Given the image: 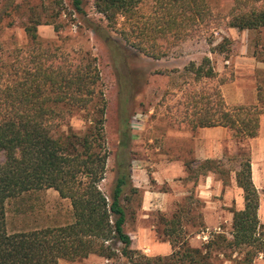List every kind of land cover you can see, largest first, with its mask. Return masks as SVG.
Returning a JSON list of instances; mask_svg holds the SVG:
<instances>
[{"label": "trees", "instance_id": "obj_1", "mask_svg": "<svg viewBox=\"0 0 264 264\" xmlns=\"http://www.w3.org/2000/svg\"><path fill=\"white\" fill-rule=\"evenodd\" d=\"M4 1L0 0V6ZM229 1L228 28L264 33V0ZM73 2L77 13L86 16L82 0ZM94 6L108 27L120 30L127 47L154 60L167 56L161 41L179 46L193 32L211 30L215 21L208 0H94ZM2 22L0 17V32ZM40 25V20L29 18L26 56L20 57L23 51H19L17 61L0 66V153L5 155L0 163V264L75 263L91 256L114 264L122 260L127 264H209L214 250L225 249L246 251L245 260L252 264L264 255L260 195L253 182L248 151L239 156L240 171L235 173L236 184L243 190L244 207L233 210L231 239L215 234L206 246L193 248L186 239L179 241L183 238L182 218L176 214L165 228L173 248L170 257L151 258L133 248L127 224L130 206L141 191L134 186L131 173L129 143L133 137L129 120L124 117L117 177L107 195L101 184L109 159L105 132L108 103L101 90L97 61L89 53L72 58L51 44L44 46L38 33ZM55 29L59 35L60 27ZM95 32L109 47L114 44L117 51L122 49L112 36L103 35L104 28L99 26ZM207 42L213 48L211 53L227 58L231 54L229 39L215 45L210 37ZM262 50L257 47L255 57L264 62V47ZM184 72L191 76L193 90L187 107L192 110L189 131L224 127L232 139L239 141L259 135L264 79L258 83V105L229 107L221 91L229 78L219 79L212 59L190 63ZM214 83L211 92L207 91ZM137 84H141L140 78L134 80L133 85ZM121 94L127 97L124 91ZM74 118L83 122L82 130L70 125ZM220 164L201 162L196 172L224 174ZM193 167L188 163L187 172L195 171ZM228 178L229 174L223 179L225 185ZM48 190L69 201L68 219L42 228L10 231L8 203Z\"/></svg>", "mask_w": 264, "mask_h": 264}, {"label": "rangeland", "instance_id": "obj_2", "mask_svg": "<svg viewBox=\"0 0 264 264\" xmlns=\"http://www.w3.org/2000/svg\"><path fill=\"white\" fill-rule=\"evenodd\" d=\"M208 3L215 20L211 30L193 32L192 36L179 46H169L168 42L161 41V45L168 52L161 60L151 59L127 47L119 33L120 30L108 27L105 18L96 12L94 0H82L81 7L86 16L77 13L73 0H5L0 6V17L3 18L0 32V66L13 64L19 51H23L20 57L26 56L29 45L25 27L31 17L41 22L38 33L44 46L51 44L71 54L72 58L76 57V54L89 53L96 59L102 78L101 90L108 103L105 132L109 159L106 178L101 184L107 195L111 193L117 177L116 167L124 117L129 120L133 137L129 143L132 174L138 167H145L149 171L159 170L161 173L167 171L161 162L164 152L168 154L167 160L172 162L171 168L176 180L163 184H158L152 177L149 180L150 189L161 193L163 197L161 206L153 210L149 218H143L146 190L140 189L139 196L134 199L129 210L127 230L132 233L134 246L151 258H168L172 255L173 248L172 253L168 250L157 252L155 248L170 244L165 235L166 222L176 214L182 218L183 238L179 241L186 239L191 247L202 248L215 234L232 238V212L239 209L236 204H225L223 196H216L213 199L216 206L213 208L224 216L212 221L206 220L211 208L199 197L198 191L199 182L205 178L196 172L201 162L195 159L193 140L187 136L191 132L187 128V122L192 111L187 107L191 101L189 93L193 90L191 76H186L184 69L190 63L200 64L205 57H209L219 74V79L229 78V69L220 72L218 54L211 53L213 48L207 39L213 37L215 45L221 43L223 38L229 39L230 55L239 53L241 44L238 34L232 35L227 27L226 19L232 3L229 0H208ZM144 12L147 13L148 9L144 8ZM99 26L105 30L103 35L112 36L121 46L120 51H117L114 44L110 45L112 48L109 47L96 34L95 29ZM56 27H60L59 35ZM118 28L121 29V25ZM257 34L252 36L255 42L258 40ZM136 78L141 79V84L134 86ZM214 86L216 83L206 90L211 92ZM123 91L127 97L121 94ZM124 98H127V102ZM70 125L76 131L84 127L79 118L72 119ZM245 151L241 150L240 153ZM237 154L227 155L225 160L220 161L224 174L215 173L217 182L223 183V179L229 174L225 186L231 187L235 184V173L240 169ZM4 161L5 155L0 153V163ZM188 163L194 164L195 171H186V176H180L183 167L181 164L187 170ZM7 209L10 231L30 230L65 222L68 219L70 203L61 200L56 191L48 190L26 195L19 201H11ZM262 227L264 232V226ZM245 259L246 251L214 250L209 264H249ZM83 261L68 264H83ZM119 264L127 262L122 260ZM252 264H264V255L257 257Z\"/></svg>", "mask_w": 264, "mask_h": 264}, {"label": "crops", "instance_id": "obj_3", "mask_svg": "<svg viewBox=\"0 0 264 264\" xmlns=\"http://www.w3.org/2000/svg\"><path fill=\"white\" fill-rule=\"evenodd\" d=\"M230 31L232 35L238 34L241 44L239 53L236 55H230L228 58L225 55H217L220 72H224L227 69L230 70L229 81L221 86L223 97L229 107L258 105V83L259 80H262L264 77V62L255 57V50L257 47L259 51L263 49L264 33L257 34L256 38H258V40L255 42L252 36L256 32H240L231 28ZM187 136L193 140V155L199 162L222 161L227 158V155H232V153H238L237 156L239 157L241 155V150L249 152L253 182L260 195L259 220L261 225L264 226V114L260 118L259 135L254 139L243 141L232 139L229 136L227 128L224 127L202 128L198 129L196 132H190ZM163 155L164 159L161 165L165 166L167 171L161 173L159 170L153 169L149 171L145 167H138L132 174L134 186L146 190L144 192L143 218H149L153 210L161 206V200L163 198L161 197V193H157L150 189L149 180L151 177L154 178V181L158 184H163L165 182L171 183L176 180L171 168L172 162L167 160L169 157L168 154L164 152ZM181 165L183 167L181 166L182 170L180 176L184 177L187 174V170H185L183 164ZM238 171H240V169H238ZM202 177L205 179H201L199 182L198 191L199 197L211 208L206 218L207 221L220 219L224 216L223 213H219L213 208V206H216L213 202L216 196H223L225 204H236L239 206V209L244 207L243 190L237 186L236 181H233L235 184L230 187L225 186L222 182H217L216 175L213 172H208L205 176L202 175ZM234 194H237V196L235 197ZM150 234L151 231L149 230V235ZM130 235L133 239V248L136 249L131 232ZM155 250H157V252L168 250L169 253H172V246L168 243L162 248L157 246ZM68 263L69 262L61 261L59 264ZM83 264L112 263L103 258L91 256L84 260Z\"/></svg>", "mask_w": 264, "mask_h": 264}]
</instances>
